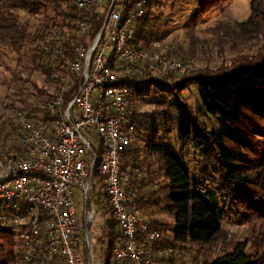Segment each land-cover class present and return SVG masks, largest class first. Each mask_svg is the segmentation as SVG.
Segmentation results:
<instances>
[{
  "label": "trees",
  "instance_id": "16d2710c",
  "mask_svg": "<svg viewBox=\"0 0 264 264\" xmlns=\"http://www.w3.org/2000/svg\"><path fill=\"white\" fill-rule=\"evenodd\" d=\"M224 1L199 0V10L210 12ZM161 4L148 0L130 44L146 46L166 35L157 24ZM250 8L232 33L234 41L259 38L252 55L216 71L179 74L158 68L152 73L147 62L129 71L133 130L121 154L122 171L131 173L130 191L140 209L173 217L163 224L144 214L161 232L155 244L173 251L163 264H264V0H251ZM102 25L95 19L93 33ZM77 31L73 0H0V66L10 83L0 113V160L24 153L18 127L5 112H30L53 96V74L64 76L76 53ZM54 46L62 47L64 55L56 54ZM167 53L181 56L173 47ZM192 86L194 104L185 96ZM94 151L101 159L97 138ZM99 169L100 162L94 174L96 203L105 222L97 241L105 264H115L113 251L122 234ZM18 257L23 260L18 234L0 228V264H16Z\"/></svg>",
  "mask_w": 264,
  "mask_h": 264
},
{
  "label": "built area",
  "instance_id": "2783aa9c",
  "mask_svg": "<svg viewBox=\"0 0 264 264\" xmlns=\"http://www.w3.org/2000/svg\"><path fill=\"white\" fill-rule=\"evenodd\" d=\"M73 2L76 53L64 76L53 74V96L30 112L4 114L16 123L24 153L0 160V228L18 234L26 264H95L92 240L99 212L94 174L100 162L122 234L113 251L115 264H159L173 251L155 244L161 232L144 220L130 191L131 173L122 171L121 154L133 130L129 71L144 62L152 73L164 68L185 74L192 66L169 55L168 46L158 50L162 39L146 46L130 44L148 0ZM95 19L103 25L93 33ZM53 49L64 55L62 47ZM95 138L102 145L101 159L94 151Z\"/></svg>",
  "mask_w": 264,
  "mask_h": 264
},
{
  "label": "rangeland",
  "instance_id": "374dc122",
  "mask_svg": "<svg viewBox=\"0 0 264 264\" xmlns=\"http://www.w3.org/2000/svg\"><path fill=\"white\" fill-rule=\"evenodd\" d=\"M198 1L162 0L161 6L156 9L159 16L157 24L166 31L162 42L170 49L173 47L181 51V56L175 55L184 62L191 64L192 69L187 73L203 69L216 71L221 67H227L238 57L252 55L258 50L261 44L259 38H252L248 41H242L243 39L239 38L234 41L232 33L235 22L244 21L248 18L251 12V0H225L220 8L206 13L199 10ZM11 59L8 58L7 61L14 66L15 61ZM38 75L36 73L33 76L43 85V79ZM9 86L8 76L3 67L0 66V106L3 105L2 101H6L5 95L9 92ZM185 96L189 98V103L194 104L196 95L193 86L190 91H185ZM144 107L148 110L153 109L151 105H145ZM0 113H2L1 109ZM78 204L80 215L84 206L82 198L78 200ZM141 213L143 217L145 214L148 220L151 218L163 224L174 221L171 215L157 212L151 207H146L145 211L142 208ZM104 222L105 219L98 214L95 226L97 236L92 240L95 264L106 263L103 257L102 245L97 241L101 234L100 226ZM16 264L25 263L18 257ZM159 264L163 263L160 262Z\"/></svg>",
  "mask_w": 264,
  "mask_h": 264
}]
</instances>
